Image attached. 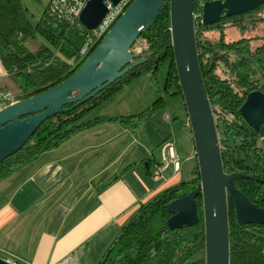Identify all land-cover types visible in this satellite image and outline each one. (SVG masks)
Returning <instances> with one entry per match:
<instances>
[{"label": "trees", "instance_id": "obj_1", "mask_svg": "<svg viewBox=\"0 0 264 264\" xmlns=\"http://www.w3.org/2000/svg\"><path fill=\"white\" fill-rule=\"evenodd\" d=\"M207 1L210 0H195V15H198L195 31L202 74L216 118L223 167L229 174L242 173L254 177L255 180H237L236 187L253 204L264 208V184L260 181L264 180V147L261 145L264 142V128L254 130L240 114V108L249 93L258 90L264 92V88L260 87L261 83L264 84V44L254 48L256 38L250 37L225 42L224 29L233 27L244 30L241 23L228 20L223 22L224 26L204 28L200 16ZM48 9L49 4L40 21L33 25L21 0H0V59L21 88V100L42 94L72 77L102 41H98L87 57L81 59V50L93 33L79 22L71 25L58 20ZM170 13L168 1L157 19L139 38L146 40L149 46L143 57L147 59L146 63L74 111L47 120L22 150L0 163V181L41 154L57 149L67 140L96 125L118 123L130 129L141 125L155 111L163 108V98L137 115L83 120L93 109L111 100L138 77H154L165 61L169 64L166 93L182 96L175 64ZM226 23L230 24L227 26ZM260 23H264V19H257L250 29L254 30ZM215 30L220 34V43L213 44L207 39L206 33ZM37 36L46 44L33 51L25 42ZM200 182L197 165L193 179L141 204L119 230L97 264H206L203 198H197V225L174 231L168 225L172 215L167 205L193 191ZM228 209L230 264H264V225H241L231 203Z\"/></svg>", "mask_w": 264, "mask_h": 264}, {"label": "crops", "instance_id": "obj_2", "mask_svg": "<svg viewBox=\"0 0 264 264\" xmlns=\"http://www.w3.org/2000/svg\"><path fill=\"white\" fill-rule=\"evenodd\" d=\"M49 2L21 0L35 22ZM0 90L15 102L23 94L1 59ZM141 98L105 102L108 108H97L95 118L140 114L148 109ZM176 118L164 106L133 129L96 125L1 180L0 257L15 264H58L74 255L77 264H97L141 204L193 179L198 162L191 164L197 158L189 118L184 126ZM168 143L177 149L178 168L167 161Z\"/></svg>", "mask_w": 264, "mask_h": 264}, {"label": "water", "instance_id": "obj_3", "mask_svg": "<svg viewBox=\"0 0 264 264\" xmlns=\"http://www.w3.org/2000/svg\"><path fill=\"white\" fill-rule=\"evenodd\" d=\"M89 0L79 18L90 32L108 14L107 2ZM170 3L171 33L176 70L196 149L201 182L182 198L167 205L174 231L198 224L197 198H203L206 231V264H230L229 203L241 225H264V208L253 204L236 187L237 180H255L242 173L225 172L216 118L205 86L196 40L195 0H134L102 39L80 69L48 91L20 100L0 110V163L14 156L49 119L68 114L98 96L106 88L147 62L133 53L140 36L153 24L162 8ZM264 0H215L202 7V25L209 28L221 19L251 13ZM70 107V108H67ZM244 121L254 130L264 128V92L254 91L240 108ZM264 172V168H263ZM264 184V180H260ZM0 264H12L0 257Z\"/></svg>", "mask_w": 264, "mask_h": 264}, {"label": "rangeland", "instance_id": "obj_4", "mask_svg": "<svg viewBox=\"0 0 264 264\" xmlns=\"http://www.w3.org/2000/svg\"><path fill=\"white\" fill-rule=\"evenodd\" d=\"M42 13L38 16L37 22L40 21L42 18ZM196 19L198 15H195ZM202 19V16H200ZM257 19H264V9L261 11L257 12L254 16ZM33 25H35L37 22L31 21ZM229 25V24H228ZM227 25V26H228ZM252 25H248L247 27L244 28V30H241V28H233V27H227L224 29L225 31V42H229L232 40H237L240 38H256L253 42V47L258 48L261 47L264 43V23H260L258 26L255 27L254 30L250 29ZM207 39L213 44L220 43V34L217 31H210L206 33ZM258 37V39H257ZM26 45L31 49V50H37L39 49L42 45H45V41L40 37L37 36L36 38H30L27 39L25 42ZM137 49L140 51L138 55L141 56V58L144 57L145 53L148 51L149 46L146 42V40L139 39L135 45ZM143 48V53L142 49ZM137 54V53H136ZM263 57V56H262ZM264 58V57H263ZM168 71H169V64L167 61L163 62L158 70V72L155 74V76L151 77L149 75H143L135 79L133 82L128 84L126 87H124L123 90H121L119 93H117L111 100H116L119 98L126 99L128 103H136L139 100V95L143 99L144 103V109L147 107H151L155 102H157L159 99L163 98V107L166 106V110L170 113V115L174 116L175 118L178 117L180 121V125L184 126L186 121L188 122V115H187V110L184 102V98L181 95L173 96L169 95L166 90V83H167V76H168ZM260 78V77H259ZM141 81L142 83H139ZM260 87L264 88V84L261 83ZM145 102V100H147ZM109 100V101H111ZM108 102V101H107ZM162 102V101H161ZM146 103V104H145ZM109 104V103H108ZM112 104V103H110ZM106 103L100 105L98 111H100L102 108H108L106 107ZM109 106H114V105H109ZM109 107V111L111 110ZM97 108L93 109L90 113H88L83 121H86L87 119L90 118H95L97 117ZM112 113L116 112V110L111 111ZM176 118V119H178ZM261 145L264 147V142L261 143ZM197 164V161L194 160L191 163Z\"/></svg>", "mask_w": 264, "mask_h": 264}, {"label": "built area", "instance_id": "obj_5", "mask_svg": "<svg viewBox=\"0 0 264 264\" xmlns=\"http://www.w3.org/2000/svg\"><path fill=\"white\" fill-rule=\"evenodd\" d=\"M88 1L89 0H50L48 10L52 16L66 24L75 25L76 22L81 24L79 18ZM133 1L134 0H122L117 6H114L111 2L106 3L108 14L102 24L92 32V38L89 39L88 43L81 50V59L86 58L94 45L107 35ZM141 49L143 53V48ZM139 52L137 47L133 48V53L139 54ZM14 103L15 100L10 94L0 90V110ZM164 150L167 154V161L178 168L180 166V161L175 145L173 143H168L164 146ZM153 176L156 180L161 179V171L156 170ZM11 263L15 264L13 262ZM58 264H77V261L74 255H69Z\"/></svg>", "mask_w": 264, "mask_h": 264}, {"label": "flooded vegetation", "instance_id": "obj_6", "mask_svg": "<svg viewBox=\"0 0 264 264\" xmlns=\"http://www.w3.org/2000/svg\"><path fill=\"white\" fill-rule=\"evenodd\" d=\"M210 1H215V0H210ZM208 2V1H207ZM262 9H264V6L260 7L259 9L251 12V13H247V14H244V15H240V16H237V17H233V18H227V19H221V21L216 24V25H213L211 27H215V26H224L223 22L224 21H230L231 23L235 22V23H241L240 25L242 26V28H245L247 27L248 25H253L256 23V18L254 17L255 14L259 11H261ZM202 21V20H201ZM250 23V24H249ZM227 24H230V23H226ZM203 26V25H202ZM209 27V28H211ZM216 31V30H215ZM210 32V31H209ZM217 32V31H216Z\"/></svg>", "mask_w": 264, "mask_h": 264}]
</instances>
